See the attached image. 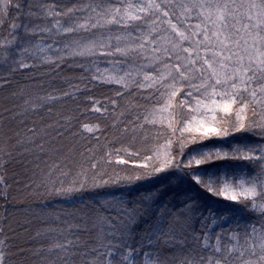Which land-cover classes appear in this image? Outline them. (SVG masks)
<instances>
[{"label": "snow or ice", "instance_id": "6c2138e0", "mask_svg": "<svg viewBox=\"0 0 264 264\" xmlns=\"http://www.w3.org/2000/svg\"><path fill=\"white\" fill-rule=\"evenodd\" d=\"M0 264H264V0H0Z\"/></svg>", "mask_w": 264, "mask_h": 264}]
</instances>
